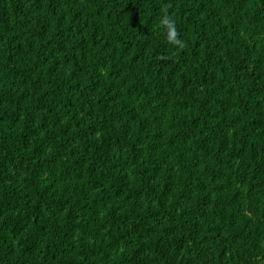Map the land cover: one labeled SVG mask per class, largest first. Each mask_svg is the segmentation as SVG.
Returning <instances> with one entry per match:
<instances>
[{"label": "trees", "instance_id": "1", "mask_svg": "<svg viewBox=\"0 0 264 264\" xmlns=\"http://www.w3.org/2000/svg\"><path fill=\"white\" fill-rule=\"evenodd\" d=\"M0 264H264V0H0Z\"/></svg>", "mask_w": 264, "mask_h": 264}, {"label": "clouds", "instance_id": "2", "mask_svg": "<svg viewBox=\"0 0 264 264\" xmlns=\"http://www.w3.org/2000/svg\"><path fill=\"white\" fill-rule=\"evenodd\" d=\"M160 24L166 33V40L170 45L176 46L177 48H183L184 43L178 38L175 21L171 20L166 14L162 16Z\"/></svg>", "mask_w": 264, "mask_h": 264}]
</instances>
